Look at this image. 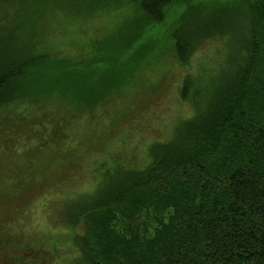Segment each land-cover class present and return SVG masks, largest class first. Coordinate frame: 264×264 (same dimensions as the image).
Returning a JSON list of instances; mask_svg holds the SVG:
<instances>
[{"label":"trees","instance_id":"trees-1","mask_svg":"<svg viewBox=\"0 0 264 264\" xmlns=\"http://www.w3.org/2000/svg\"><path fill=\"white\" fill-rule=\"evenodd\" d=\"M250 5L0 0V131L12 151L21 146L11 141L33 144L29 132L37 127L59 136L78 123L99 124L88 139L104 144L126 120L113 114L104 125L105 108L121 92L114 70L138 72L163 35L182 66L203 41L222 42L205 87L182 80L180 100L192 113L142 154L131 151L137 162L106 158L94 170V189L84 192L40 184V173L48 175L42 167L23 175L25 191L47 199L49 229L26 243L33 216L1 202L0 248L9 254L0 264H264V0ZM108 12L124 21L116 39L96 42L113 51L103 61L91 51L95 43L72 40L90 35L85 22ZM46 144L37 141L31 151ZM68 150L66 158L77 156Z\"/></svg>","mask_w":264,"mask_h":264},{"label":"rangeland","instance_id":"rangeland-1","mask_svg":"<svg viewBox=\"0 0 264 264\" xmlns=\"http://www.w3.org/2000/svg\"><path fill=\"white\" fill-rule=\"evenodd\" d=\"M254 2L255 0H251L252 5ZM45 6L55 8L52 3ZM119 12H108L87 20L84 27L88 29L90 35L85 38L82 33L80 36L74 37L72 41H78L79 37L80 41L89 46L95 43L91 46L92 53H95L96 58L105 61V57L112 55L113 51L105 49L110 45L102 46L96 42H101L103 39H116L118 34L114 33H118L117 27L124 21L122 16L115 17ZM122 12L124 13V11ZM54 18H58L56 14H54ZM172 22L170 21V23ZM168 29L170 26L163 31V34ZM59 39L60 37L57 38V40ZM57 40L53 39L52 43L56 41L55 44H58ZM221 43V39L210 42L203 41L202 45L196 49L189 65L182 66L176 60L175 53L167 43V36L163 35L157 48L152 53L143 55L142 68L138 72L133 70L129 76L123 69L114 70L117 74V83L121 85L119 87L121 92L114 101L115 105L109 104L105 108L103 116L106 117L107 114L108 119L104 121V125H108L113 114L117 116L123 114L126 120L104 144L98 142L100 141L98 137L96 140L92 138V141L88 139L99 124L94 123L89 127L78 123L72 128L64 130L59 136L53 135L49 127L44 131L37 127L29 132L33 137H37L35 142L32 141L33 144H26L24 138L18 142L11 141L12 148L17 146L18 149V146H21V150L14 151L13 149V152L8 148V145L4 146L6 134L1 130L0 208L1 202L12 206V208H15L16 205L17 211L32 215L35 221V234L27 227L23 234L24 238L21 240H27L26 243L39 242L44 237L43 233H47L46 229H49L47 199L41 198V201H35L32 196L34 194L31 195L25 191L24 179L26 178L23 175L29 171L32 174L34 168L40 171L42 167L44 171L48 172V175L40 173V178L43 180L40 184L53 187L54 191H92L95 183L94 170L100 162L105 163L106 158L117 156L125 155L124 157H127L128 155L129 157L131 151L137 155L142 154L146 143L153 139L161 140L163 135L168 136L178 122L192 113L191 105L180 100L182 80L188 76L197 87H205L207 76L214 74L218 68ZM105 67L107 66L105 65ZM37 141L47 143L42 153L31 151ZM68 147L76 152L77 156L74 154L73 158L71 156L70 159L66 158L69 156ZM128 157L129 163L137 162ZM30 161H34L32 169L26 170L25 165ZM111 161H109L110 164ZM1 210L0 226L1 221L4 220L1 217H4L5 214V211L1 212ZM31 219L32 217H27L22 225L31 222ZM14 235L20 237L17 233ZM15 241L18 243L17 239ZM4 254L9 253H5L0 248V257Z\"/></svg>","mask_w":264,"mask_h":264}]
</instances>
